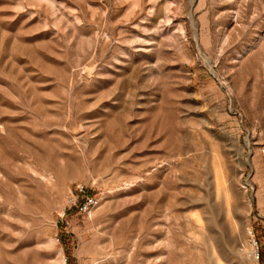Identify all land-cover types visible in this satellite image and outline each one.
<instances>
[{
    "label": "rangeland",
    "instance_id": "obj_1",
    "mask_svg": "<svg viewBox=\"0 0 264 264\" xmlns=\"http://www.w3.org/2000/svg\"><path fill=\"white\" fill-rule=\"evenodd\" d=\"M0 264H264V0H0Z\"/></svg>",
    "mask_w": 264,
    "mask_h": 264
},
{
    "label": "built area",
    "instance_id": "obj_2",
    "mask_svg": "<svg viewBox=\"0 0 264 264\" xmlns=\"http://www.w3.org/2000/svg\"><path fill=\"white\" fill-rule=\"evenodd\" d=\"M71 201L78 208L79 212L84 214L88 213L96 202L93 197L83 193L82 187H76L74 192L71 193Z\"/></svg>",
    "mask_w": 264,
    "mask_h": 264
}]
</instances>
